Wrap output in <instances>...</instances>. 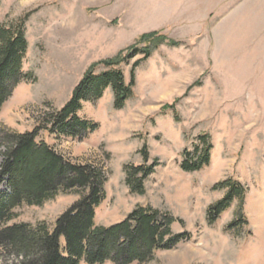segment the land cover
<instances>
[{
  "label": "rangeland",
  "instance_id": "1",
  "mask_svg": "<svg viewBox=\"0 0 264 264\" xmlns=\"http://www.w3.org/2000/svg\"><path fill=\"white\" fill-rule=\"evenodd\" d=\"M19 22L26 79L0 109V128L17 134L62 109L93 66L102 73L103 62L126 55L144 35L164 37L147 59L137 54L118 66L133 84L123 108L107 88L82 104L79 116L95 128L83 140L43 130L38 141L104 171L97 226L118 224L138 206L177 220L172 232L186 238L143 264H264V0H0V23ZM203 135L210 164L184 172V151L196 152ZM154 163L144 195L132 194L125 168ZM229 179L246 190L243 210L236 200L210 222L209 207L227 192L214 187ZM78 199L60 194L42 206L23 205L8 226L46 223L53 230Z\"/></svg>",
  "mask_w": 264,
  "mask_h": 264
},
{
  "label": "trees",
  "instance_id": "2",
  "mask_svg": "<svg viewBox=\"0 0 264 264\" xmlns=\"http://www.w3.org/2000/svg\"><path fill=\"white\" fill-rule=\"evenodd\" d=\"M164 42L165 38L157 33L144 35L126 55L121 53L103 62L101 65L107 67L106 71L96 74L97 65L90 68L66 105L45 116L43 123L32 131L17 134L0 128V149H4L0 182H6L8 187V192L0 193L2 264H143L152 260L157 251L171 250L186 238L185 234L172 232L177 220L171 214L149 206H138L118 224L97 226L96 210L106 197L104 171L94 165L76 164L45 141H38L43 130L78 140L92 133L94 125L79 116L83 102L100 99L110 88L115 96V108H123L131 97L133 84H125L118 66L137 54L147 59ZM140 44L144 48L139 49ZM27 48L24 22L11 27L0 23V109L15 87L26 79L22 67ZM199 141L196 152L185 150L183 153L180 168L184 172L201 171L210 164L212 148L207 136H201ZM155 166L157 163L125 168V183L132 194L144 195V181ZM214 189L227 192L209 207L210 222L236 200L239 210H243L246 190L240 183L229 179ZM60 194H75L79 199L56 220L53 230L46 223L8 226L16 218V209L23 205L42 206ZM238 221L230 228H237Z\"/></svg>",
  "mask_w": 264,
  "mask_h": 264
}]
</instances>
